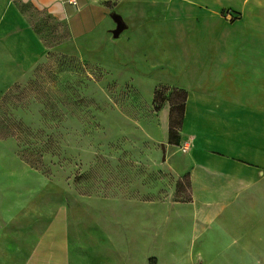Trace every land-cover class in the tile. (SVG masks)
<instances>
[{
  "label": "rangeland",
  "instance_id": "obj_1",
  "mask_svg": "<svg viewBox=\"0 0 264 264\" xmlns=\"http://www.w3.org/2000/svg\"><path fill=\"white\" fill-rule=\"evenodd\" d=\"M15 2L47 55L0 93V264H85L114 241L132 251L127 202L164 199L175 183V197L189 198L173 71L197 60L195 48L200 58L218 45L246 61L264 57V0H67L73 15L63 21ZM115 15L125 22L118 37ZM31 222L37 236L16 254L12 236ZM36 239L39 257H24Z\"/></svg>",
  "mask_w": 264,
  "mask_h": 264
},
{
  "label": "crops",
  "instance_id": "obj_2",
  "mask_svg": "<svg viewBox=\"0 0 264 264\" xmlns=\"http://www.w3.org/2000/svg\"><path fill=\"white\" fill-rule=\"evenodd\" d=\"M24 1L61 21L73 15L67 0ZM201 51L195 48L197 60L173 71L175 87L186 91L179 131L190 143L189 198L175 197V183L164 199L127 202L131 234L126 242L133 250L119 252L114 241L108 254L95 250L85 264L231 258L264 264V57L246 61L226 55L220 45L211 47L206 58L197 57ZM46 55L44 41L15 0H0V93L7 84L24 81ZM107 224L112 227V219ZM67 227L63 223L61 234ZM32 228L31 222L29 230L12 236L16 254L22 252L19 242L32 243L28 237L37 236ZM33 242L24 257H39L37 239Z\"/></svg>",
  "mask_w": 264,
  "mask_h": 264
},
{
  "label": "water",
  "instance_id": "obj_3",
  "mask_svg": "<svg viewBox=\"0 0 264 264\" xmlns=\"http://www.w3.org/2000/svg\"><path fill=\"white\" fill-rule=\"evenodd\" d=\"M114 20L116 22V28L114 29V36L115 37H118L120 35V33L124 30L125 28V22L122 20V18L118 15H115L114 17Z\"/></svg>",
  "mask_w": 264,
  "mask_h": 264
},
{
  "label": "trees",
  "instance_id": "obj_4",
  "mask_svg": "<svg viewBox=\"0 0 264 264\" xmlns=\"http://www.w3.org/2000/svg\"><path fill=\"white\" fill-rule=\"evenodd\" d=\"M181 92L184 93V97H183V102L180 104L181 113H180V118H179V121H178V125H179V127H180V125H181V121H182V118H183L184 101H185V98H186V91L183 90V89H181ZM171 129H172V127H171ZM171 131H172V130H171ZM189 184H190V183H189ZM177 190H178V185H177ZM177 193H178V191H177ZM177 196H178V195H177Z\"/></svg>",
  "mask_w": 264,
  "mask_h": 264
},
{
  "label": "built area",
  "instance_id": "obj_5",
  "mask_svg": "<svg viewBox=\"0 0 264 264\" xmlns=\"http://www.w3.org/2000/svg\"><path fill=\"white\" fill-rule=\"evenodd\" d=\"M73 1V0H72ZM190 148V143L189 141H184L183 145H182V149L184 152H187Z\"/></svg>",
  "mask_w": 264,
  "mask_h": 264
}]
</instances>
